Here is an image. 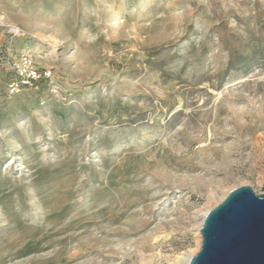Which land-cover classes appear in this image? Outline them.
I'll list each match as a JSON object with an SVG mask.
<instances>
[{
    "label": "rangeland",
    "instance_id": "1",
    "mask_svg": "<svg viewBox=\"0 0 264 264\" xmlns=\"http://www.w3.org/2000/svg\"><path fill=\"white\" fill-rule=\"evenodd\" d=\"M263 181L264 0H0V264H172Z\"/></svg>",
    "mask_w": 264,
    "mask_h": 264
},
{
    "label": "water",
    "instance_id": "2",
    "mask_svg": "<svg viewBox=\"0 0 264 264\" xmlns=\"http://www.w3.org/2000/svg\"><path fill=\"white\" fill-rule=\"evenodd\" d=\"M200 250L188 264H264V181L231 190L200 228Z\"/></svg>",
    "mask_w": 264,
    "mask_h": 264
},
{
    "label": "bare ground",
    "instance_id": "3",
    "mask_svg": "<svg viewBox=\"0 0 264 264\" xmlns=\"http://www.w3.org/2000/svg\"><path fill=\"white\" fill-rule=\"evenodd\" d=\"M18 30V29H17ZM227 196V194L222 195L221 197H219L217 199V204H219L220 202H222L224 200V198ZM213 209V207L208 208L207 210H205V212L202 214V220L201 223L199 224V228H198V232H199V239H198V246L196 250H191L188 253H184L178 257H176V259L173 261L172 264H188L190 259L196 255L198 253V251L200 250L201 247V242H202V237L200 236V228L202 227L203 224V220L205 218V216L207 215V213ZM19 252V251H18Z\"/></svg>",
    "mask_w": 264,
    "mask_h": 264
},
{
    "label": "built area",
    "instance_id": "4",
    "mask_svg": "<svg viewBox=\"0 0 264 264\" xmlns=\"http://www.w3.org/2000/svg\"><path fill=\"white\" fill-rule=\"evenodd\" d=\"M24 68L19 70V76L22 78L24 81L32 82L36 81L37 78L39 77L38 72L31 67V62L29 59H24ZM19 88V84L16 83L15 85L12 86V89Z\"/></svg>",
    "mask_w": 264,
    "mask_h": 264
}]
</instances>
